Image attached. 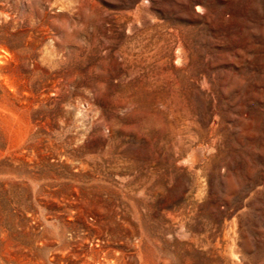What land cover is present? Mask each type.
Wrapping results in <instances>:
<instances>
[{
    "label": "rangeland",
    "instance_id": "rangeland-1",
    "mask_svg": "<svg viewBox=\"0 0 264 264\" xmlns=\"http://www.w3.org/2000/svg\"><path fill=\"white\" fill-rule=\"evenodd\" d=\"M0 264H264V0H0Z\"/></svg>",
    "mask_w": 264,
    "mask_h": 264
}]
</instances>
